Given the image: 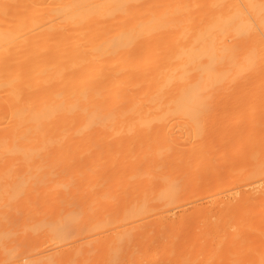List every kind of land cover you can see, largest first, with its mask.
Listing matches in <instances>:
<instances>
[{
	"label": "bare ground",
	"instance_id": "6f19581e",
	"mask_svg": "<svg viewBox=\"0 0 264 264\" xmlns=\"http://www.w3.org/2000/svg\"><path fill=\"white\" fill-rule=\"evenodd\" d=\"M0 264H264V0H0Z\"/></svg>",
	"mask_w": 264,
	"mask_h": 264
}]
</instances>
